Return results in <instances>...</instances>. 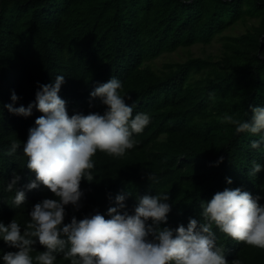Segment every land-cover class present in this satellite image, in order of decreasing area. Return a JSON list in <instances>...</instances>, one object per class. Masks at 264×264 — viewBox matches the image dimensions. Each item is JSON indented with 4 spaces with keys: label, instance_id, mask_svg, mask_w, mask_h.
I'll return each mask as SVG.
<instances>
[{
    "label": "trees",
    "instance_id": "1",
    "mask_svg": "<svg viewBox=\"0 0 264 264\" xmlns=\"http://www.w3.org/2000/svg\"><path fill=\"white\" fill-rule=\"evenodd\" d=\"M246 18L260 20V27L236 38H225L231 55L215 70L214 78L191 82L194 73L212 63L191 59L161 76L148 64L166 53L194 45H208ZM264 0H0V222L16 218L23 226L34 205L55 196L46 186L25 188L35 173L26 167L23 143L35 120L10 113L13 91L19 107L35 100L38 83H51L64 75L60 97L69 116L103 114L106 106L90 92L112 76L123 82L126 104L150 115L151 122L135 134L136 145L122 158L98 152L93 182L82 180L81 208L66 206L64 223L97 212L108 219L115 197L126 195L129 214L139 197L168 193L171 211L160 228L187 226L199 219L200 202L209 201L225 188H241L264 205V172L249 177L252 162L264 165V145L258 139L235 134L224 122L228 114L250 119L253 107L264 106ZM12 140L20 142L13 157L4 153ZM223 156L219 166L215 162ZM157 174L158 183L147 179ZM13 174L16 188L24 190L21 208L11 206L15 192H6ZM231 178L232 184L226 183ZM225 258L232 264H264V249L235 241L214 229ZM33 255L45 251L38 242ZM17 251L0 240V256ZM57 264H68L60 256Z\"/></svg>",
    "mask_w": 264,
    "mask_h": 264
},
{
    "label": "clouds",
    "instance_id": "2",
    "mask_svg": "<svg viewBox=\"0 0 264 264\" xmlns=\"http://www.w3.org/2000/svg\"><path fill=\"white\" fill-rule=\"evenodd\" d=\"M64 83L65 76L56 75L51 83H38L35 100L27 107L14 106L20 99L15 91L11 103L4 105L10 113L25 118L32 116L34 109L43 114L29 128L23 143L26 167L35 173V179L25 188L31 191L46 186L55 199L36 203L23 226L16 218L7 225L0 222V240L17 249L0 256V264H57L60 256L68 264H229L214 229L235 241L264 249L261 197L241 188H225L209 201H201L200 218H190L186 227H159L167 223L171 211L168 193L139 197L133 214L127 210L126 195L119 194L115 197L116 206L107 210L108 219L97 212L79 221L73 215L71 222L65 224L66 206L71 205L75 211L81 208V181L91 183L96 177V154L124 157L136 145L134 135L143 132L151 117L144 112L134 114L136 103L126 104L125 98L131 100V96L122 95L123 82L115 76L98 83L90 92L91 99L99 98L106 106L103 114L69 116L66 101L59 95ZM249 110L252 115L247 121L228 114L223 120L234 126L235 134L257 136L251 148L261 149L264 106L249 105ZM20 146L18 140H12L4 154L13 157ZM223 160V156L219 157L215 166ZM261 172L264 165L253 161L247 174L256 177ZM147 179L158 183L154 172L147 171ZM19 180L20 176L13 174L5 189L15 192L11 206L16 209L26 200L25 191L16 188ZM226 183L232 184L231 178H226ZM37 242L45 251L33 255Z\"/></svg>",
    "mask_w": 264,
    "mask_h": 264
},
{
    "label": "rangeland",
    "instance_id": "3",
    "mask_svg": "<svg viewBox=\"0 0 264 264\" xmlns=\"http://www.w3.org/2000/svg\"><path fill=\"white\" fill-rule=\"evenodd\" d=\"M258 27H260V20L246 18L226 30L208 45L198 44L189 48H180L174 53L163 54L148 65L163 76L170 74L174 65L184 64L191 59H201L212 63V66L199 73H194L191 82H198L208 78L213 79L215 70L219 69L218 65L227 56L231 55V51L227 48L225 38L240 37Z\"/></svg>",
    "mask_w": 264,
    "mask_h": 264
}]
</instances>
